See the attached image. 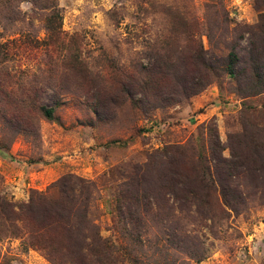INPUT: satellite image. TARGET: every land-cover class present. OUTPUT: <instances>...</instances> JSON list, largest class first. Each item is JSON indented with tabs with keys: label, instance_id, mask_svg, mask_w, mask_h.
I'll return each instance as SVG.
<instances>
[{
	"label": "rangeland",
	"instance_id": "rangeland-1",
	"mask_svg": "<svg viewBox=\"0 0 264 264\" xmlns=\"http://www.w3.org/2000/svg\"><path fill=\"white\" fill-rule=\"evenodd\" d=\"M15 3L24 21L13 28L0 9V46L9 42L0 54V195L29 203L69 174L96 187L88 206L59 192L75 207L74 233L60 231L77 243L71 253L57 251L56 262L28 247L26 234L0 235V264H264V171L241 168L226 179L233 191L218 187L206 200H182L176 175L183 166L201 173L214 141L232 159L244 121L264 108L255 81L264 74V1ZM51 3L62 16L54 32ZM41 106L55 107L54 120ZM262 114L254 121L264 128ZM157 205L168 220H155ZM97 234L106 249H93Z\"/></svg>",
	"mask_w": 264,
	"mask_h": 264
},
{
	"label": "trees",
	"instance_id": "trees-1",
	"mask_svg": "<svg viewBox=\"0 0 264 264\" xmlns=\"http://www.w3.org/2000/svg\"><path fill=\"white\" fill-rule=\"evenodd\" d=\"M15 2L16 0H0V9L2 12H5L4 16H6L4 19L5 29L15 27L18 20L21 21L22 19V21H24V19L20 17V11L18 10V6L16 8ZM60 11L61 8L59 5H53V3H51L50 12L47 15L45 14L46 27L48 30L54 32L60 28L62 22ZM173 15L177 18L180 13L174 12ZM8 43L9 42H4L0 46V54L3 57H7L5 46H7ZM233 56L238 58L236 54H233ZM200 59L205 67L208 69L213 68L210 58L205 56V58L201 57ZM263 65L264 63H262L259 68H262ZM255 81L257 84L264 86V74L261 73L257 76V80ZM0 83H2L1 79ZM10 94L12 95L11 92ZM159 96L164 100L172 98V95ZM38 111L42 116L49 120H54L55 118V107L41 106ZM253 113H255V115ZM256 113H263L262 115H264V108L261 111L255 110L251 113L248 121H244V132L243 134H239V137L242 138V140L238 138V143H241L242 147H240V149L237 147V149L231 148L233 153L232 159L222 157V146L220 143L214 141L211 148L212 157L209 158L200 154L198 163L199 171L201 170V173L196 171L194 174L192 171L189 173L188 169L183 166V172L176 174L179 177V180L177 181L180 182L183 189H186L187 193V196L182 198V200L189 199L193 194H199L205 200L207 198L212 199L214 198V192L218 187L222 188V190L225 188V192L230 190L233 191L231 183L228 184V180L226 179L237 176L240 173L241 168L249 169L250 166L254 165L256 166L255 170L257 172L264 171V128L258 123H255L254 118ZM184 167L186 170H184ZM140 169L141 168H139L138 173L141 172L142 174V178L139 180L141 182L144 173ZM177 176L174 178L177 179ZM73 180L76 181V184H71ZM95 187L94 183L87 182L80 177L69 174L52 184L45 195L36 192L29 203L13 202L8 200L5 196L0 195V235L20 236L21 234H26L29 239L28 245L26 244L28 247L33 246L41 248L45 250L51 258L54 256L52 259L56 261L55 255H59V253L57 254V251L66 248V251L71 253L72 248H75L77 245L76 242L72 241L73 239L70 234H67L64 239L60 237L61 229H63V231H71L74 233V230L71 228L72 226L69 227L68 225H71L72 216H75L72 212V209L75 207L73 206L70 209L62 204L64 203V200L60 195L66 194L68 197L67 202L71 201V203L79 205L78 201H81L84 203L83 206H88V203H91ZM136 188H139L137 184L135 189ZM182 188L177 187L174 189L176 196L184 194L182 193ZM137 196L139 197L140 195ZM224 201L228 202L227 196L225 195ZM120 208L123 210L124 204ZM147 209L151 212L154 207L152 204L148 203ZM162 210V207L157 205L155 220L159 218H166L168 220L167 210L161 214L160 212ZM81 216L84 221H89L88 207L83 209ZM53 231L58 233V236H55V239L43 238L45 237L44 234L49 235ZM92 241L94 250L97 247L103 250L107 248V243L100 234L92 236ZM86 246L90 247V245H85L83 247Z\"/></svg>",
	"mask_w": 264,
	"mask_h": 264
}]
</instances>
